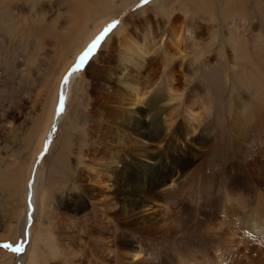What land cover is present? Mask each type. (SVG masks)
<instances>
[{
	"label": "rangeland",
	"instance_id": "obj_1",
	"mask_svg": "<svg viewBox=\"0 0 264 264\" xmlns=\"http://www.w3.org/2000/svg\"><path fill=\"white\" fill-rule=\"evenodd\" d=\"M125 1L0 0V264H95L96 257L109 256L114 245L115 210L108 202L113 175H108L109 182L99 181V173L106 172L112 154L118 149L124 154L127 145L140 149L145 144L155 151L161 146V154H168L164 142L173 143L172 137L162 136L164 142L151 140L131 129L129 121H122L127 83L148 88L140 103L128 107V120L138 119L140 125L147 123L142 114L150 99L166 97L172 79L178 84L172 92L175 98L165 101L167 112L180 110L190 117L182 112L188 106L200 112L194 100L184 101L192 83L202 82L203 93L210 97L208 111L226 120L231 93L244 91L242 80L231 72V56L236 53L240 61L243 54L256 51L264 60V0H129L128 5ZM113 24L116 27L91 56L90 67L86 65L69 87L62 119L41 157L42 137L60 109L61 76L94 35ZM173 29L180 32L179 40L172 37ZM125 31L142 42L148 32L155 43L147 46L142 76H122L125 62L120 59V42ZM162 104L160 100L153 106ZM227 125H223L225 132ZM185 142L178 140V147ZM127 154L129 159H147L136 151ZM36 161L38 196H44L39 208L32 207L33 233L26 242L27 169ZM135 197L133 210L128 201H118L123 202L125 219L140 223L149 208L142 206L143 196ZM101 198L107 201L98 211ZM103 207L106 211H101ZM99 215L105 223L101 230L91 227ZM5 244L23 251L14 252ZM72 247L77 257L76 252L70 254ZM26 252L29 258H22Z\"/></svg>",
	"mask_w": 264,
	"mask_h": 264
},
{
	"label": "bare ground",
	"instance_id": "obj_2",
	"mask_svg": "<svg viewBox=\"0 0 264 264\" xmlns=\"http://www.w3.org/2000/svg\"><path fill=\"white\" fill-rule=\"evenodd\" d=\"M136 1L138 0H132ZM125 2L126 5L132 3L129 0ZM104 30L94 35L61 76L58 90L60 98H64V105L69 87L86 65L90 67L93 56L81 70L69 75L71 69L78 62L80 55ZM131 33L125 31L120 42V59L125 62L123 78L131 73L142 76L147 68V46L155 44L147 35L148 32L145 33L144 42ZM171 35L177 40L180 39V32L174 29ZM147 41L148 44L145 45ZM107 42L109 41L106 40L105 43ZM231 46L233 48V45ZM230 64H233L231 72L234 77L242 80L244 91L230 92L231 104L226 120L215 116V112L208 111L210 106L207 103L210 97L203 93L202 82L192 83L187 98L185 101L183 99L187 104L190 99L198 103L200 112H196L197 107L193 106H188L182 111L190 113V117H187L186 113L181 114L180 110L167 112L169 104L166 99L175 98L172 92L178 84L172 79V82L169 80L168 86L171 87L166 97L158 96L157 101L154 95L148 102L147 111L144 110L145 114L140 112L147 122L145 126L140 125L138 119L128 120L131 112L128 107L133 105L132 103H140L148 88L144 85L140 87L136 83H127L128 87L124 91L128 101L121 107L122 121H129L131 129L151 140L161 142L162 136L164 140L172 137L173 146L170 151L168 145L171 143L163 141V150L169 153L161 154V146L155 151L145 144L140 149L132 144L127 145L126 152L120 154L119 149L116 150L105 168L106 172L99 173V181L109 182L111 177L108 175H113V186L110 184V191L113 193L108 202L111 206L114 205L112 210H115L112 213L115 218H112L114 245L111 246L113 250L111 247L109 249V256L96 257L95 264H264V60L256 51H252L243 54L240 61L235 53L231 56ZM132 69L134 70L131 71ZM226 86H229L228 82ZM117 92L122 94L123 91ZM160 100L163 104L155 108L153 104ZM250 105L254 109H249ZM62 114L63 111L59 109L51 118L41 140V151L46 146L49 147ZM225 122L228 123L226 132L223 130ZM178 140L187 142L178 147ZM134 151L147 159H129L127 152ZM38 165L39 161H36L27 169L26 186L30 206L27 211L26 242L33 233L31 219L35 211H32V207L37 205L39 208L41 196H44H38ZM139 195L144 197L142 206L149 208V212L140 217V223L137 219H125L128 216L121 210L123 202L118 201H128L133 210L135 196ZM105 201L107 200L100 199L101 203L96 207L98 211L99 206L105 205ZM101 211H106L105 207ZM85 219L82 224L86 223L89 217ZM91 224V227L101 230L105 223L99 215ZM88 236L91 238V231ZM75 252L77 257L78 252L72 247L70 254L75 255ZM92 254L95 256L96 252ZM21 257L29 258L27 252ZM93 259L95 260L94 257Z\"/></svg>",
	"mask_w": 264,
	"mask_h": 264
},
{
	"label": "snow or ice",
	"instance_id": "obj_3",
	"mask_svg": "<svg viewBox=\"0 0 264 264\" xmlns=\"http://www.w3.org/2000/svg\"><path fill=\"white\" fill-rule=\"evenodd\" d=\"M146 2V0H145ZM116 25H109L107 28H105V30L91 43V45L80 55V57L78 58V62L74 65V67L71 69L69 75H71L74 72H77L79 70H81L84 66L85 63L89 60V58L91 56H93L94 52L97 50L98 46L101 45V43L105 40V37L109 34V32L112 31L113 28H115ZM68 82V78H65V83ZM63 107H64V98L61 97V101H60V111H63ZM3 247L5 248H10L12 247L11 245L5 244L3 245ZM12 250L14 252H21L23 251V248H14L12 247Z\"/></svg>",
	"mask_w": 264,
	"mask_h": 264
},
{
	"label": "water",
	"instance_id": "obj_4",
	"mask_svg": "<svg viewBox=\"0 0 264 264\" xmlns=\"http://www.w3.org/2000/svg\"><path fill=\"white\" fill-rule=\"evenodd\" d=\"M43 154H44V151L41 152V157H42ZM21 244L24 245L25 244V241L21 242Z\"/></svg>",
	"mask_w": 264,
	"mask_h": 264
},
{
	"label": "crops",
	"instance_id": "obj_5",
	"mask_svg": "<svg viewBox=\"0 0 264 264\" xmlns=\"http://www.w3.org/2000/svg\"><path fill=\"white\" fill-rule=\"evenodd\" d=\"M27 176H28V173H27ZM27 187V186H26Z\"/></svg>",
	"mask_w": 264,
	"mask_h": 264
}]
</instances>
